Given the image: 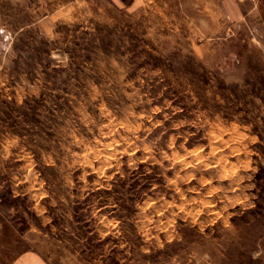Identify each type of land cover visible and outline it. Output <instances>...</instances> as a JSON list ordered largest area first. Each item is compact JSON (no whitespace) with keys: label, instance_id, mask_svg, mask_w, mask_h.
I'll use <instances>...</instances> for the list:
<instances>
[{"label":"rangeland","instance_id":"374dc122","mask_svg":"<svg viewBox=\"0 0 264 264\" xmlns=\"http://www.w3.org/2000/svg\"><path fill=\"white\" fill-rule=\"evenodd\" d=\"M233 4L0 0V264H264V8Z\"/></svg>","mask_w":264,"mask_h":264},{"label":"crops","instance_id":"0c3cea01","mask_svg":"<svg viewBox=\"0 0 264 264\" xmlns=\"http://www.w3.org/2000/svg\"><path fill=\"white\" fill-rule=\"evenodd\" d=\"M15 1H17V0H15ZM19 1H21V0H19ZM189 1L192 2V0H189ZM225 1L228 2V3H232V4L234 3L230 7L227 6L230 9H233V10L234 9L241 10L244 7V5H241L243 1L244 2H253V4L255 5V7L256 6H260V7L264 8V0H225ZM236 2H238L239 4L238 5H235ZM196 3H197V0H196Z\"/></svg>","mask_w":264,"mask_h":264}]
</instances>
